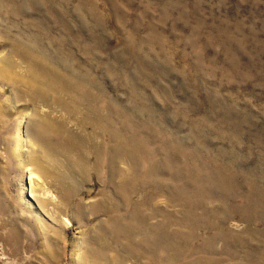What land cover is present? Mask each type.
Masks as SVG:
<instances>
[{
  "label": "rangeland",
  "instance_id": "obj_1",
  "mask_svg": "<svg viewBox=\"0 0 264 264\" xmlns=\"http://www.w3.org/2000/svg\"><path fill=\"white\" fill-rule=\"evenodd\" d=\"M0 264H264V0H0Z\"/></svg>",
  "mask_w": 264,
  "mask_h": 264
},
{
  "label": "bare ground",
  "instance_id": "obj_2",
  "mask_svg": "<svg viewBox=\"0 0 264 264\" xmlns=\"http://www.w3.org/2000/svg\"><path fill=\"white\" fill-rule=\"evenodd\" d=\"M37 89L38 90H36L34 95L36 97L34 98L41 104L43 100L47 99L46 92L43 90L45 92L43 93L41 88ZM61 93L62 91L60 89H57L56 91L52 89L55 107H62L69 117H74L75 111L73 108V102H65L60 96ZM99 117L102 119V122H105V116ZM40 122L39 131L36 133V140L40 145L41 151L44 153V155L49 157L51 156V153L60 154L65 152L69 158L68 161H71L70 163L73 165V167L77 166L82 169H86V166L92 167L93 163L91 162V157L95 156L97 161V167H95V171L97 172L99 164L103 162L105 165L106 160L110 158L115 151H117L116 154H118L121 147L118 141L114 150L113 147H110L113 145L109 143V137L107 136L109 134V128L108 126L105 128L104 124H102V128H100V131L104 132L103 138L99 141H97V138L94 137L90 132H82V134L78 133L80 129L87 131L85 127L89 123H94L100 126L102 122L100 123V119H97V117H85L82 119L81 117L79 118L75 116L73 124L67 126L66 124L68 122H55V118L48 114H44V116L41 117ZM70 154H74V158H72ZM75 154L77 155V158L75 157ZM67 204H69V200H65V203H62L61 206L58 207L63 212H65L66 208H68ZM81 204L82 203H79V205Z\"/></svg>",
  "mask_w": 264,
  "mask_h": 264
}]
</instances>
